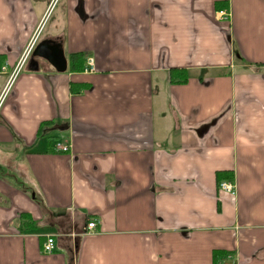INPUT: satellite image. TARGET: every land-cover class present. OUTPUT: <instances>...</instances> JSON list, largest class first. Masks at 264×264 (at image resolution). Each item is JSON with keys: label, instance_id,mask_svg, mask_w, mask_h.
<instances>
[{"label": "crops", "instance_id": "crops-1", "mask_svg": "<svg viewBox=\"0 0 264 264\" xmlns=\"http://www.w3.org/2000/svg\"><path fill=\"white\" fill-rule=\"evenodd\" d=\"M5 87L0 264H264V0H0Z\"/></svg>", "mask_w": 264, "mask_h": 264}, {"label": "built area", "instance_id": "built-area-1", "mask_svg": "<svg viewBox=\"0 0 264 264\" xmlns=\"http://www.w3.org/2000/svg\"><path fill=\"white\" fill-rule=\"evenodd\" d=\"M218 13H219L220 19H222V20L228 19L229 13L226 9L219 10ZM35 42H36V35H34L32 40L30 41V43L25 47V49H24L22 55L20 56L15 68L12 70V72L10 74L9 82H11L14 79V77L18 74V72L21 70V68L25 64L30 52L32 51L33 47L35 46ZM87 64H88V67L84 69L85 72L94 70L93 61L91 59L88 60ZM9 82H8V84H9ZM6 87H7V85H6ZM6 87L3 90V92L0 96V99L2 97H4V92L7 91ZM56 148L62 152H68L69 151V145L68 144H62L60 142H56ZM218 187L220 190L225 191V192L230 193V194H234V192H235L234 183H231L229 180H223V181L221 180L218 183ZM94 227H95L94 221L89 222L87 224L88 229H93ZM54 247H55L54 238L52 236H47V238L45 239L43 246H42L43 250L45 252L49 253V252H52L54 250Z\"/></svg>", "mask_w": 264, "mask_h": 264}, {"label": "water", "instance_id": "water-1", "mask_svg": "<svg viewBox=\"0 0 264 264\" xmlns=\"http://www.w3.org/2000/svg\"><path fill=\"white\" fill-rule=\"evenodd\" d=\"M32 55L46 59L58 72H64L67 69V60L60 43L49 40L40 41L34 46Z\"/></svg>", "mask_w": 264, "mask_h": 264}, {"label": "trees", "instance_id": "trees-1", "mask_svg": "<svg viewBox=\"0 0 264 264\" xmlns=\"http://www.w3.org/2000/svg\"><path fill=\"white\" fill-rule=\"evenodd\" d=\"M72 59H73V62L69 66L70 71H77V72L82 71L84 69L85 63L82 59L81 54H79V53L73 54ZM186 78H187V75H186L185 71L172 70L170 72V80L171 81H174V80L182 81V80H186ZM227 176H229V175H227ZM217 255H218V253L215 252L214 256L216 258H217ZM216 258H215V260L218 259V258L217 259Z\"/></svg>", "mask_w": 264, "mask_h": 264}, {"label": "rangeland", "instance_id": "rangeland-1", "mask_svg": "<svg viewBox=\"0 0 264 264\" xmlns=\"http://www.w3.org/2000/svg\"><path fill=\"white\" fill-rule=\"evenodd\" d=\"M24 65H23V67H24ZM23 67L21 68V70L23 69ZM162 113H163L162 115H156V124L158 125L159 128L162 127L161 125L163 123L164 112L162 111Z\"/></svg>", "mask_w": 264, "mask_h": 264}]
</instances>
